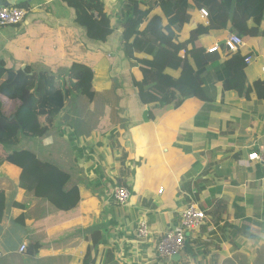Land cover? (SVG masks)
<instances>
[{"label": "crops", "instance_id": "crops-1", "mask_svg": "<svg viewBox=\"0 0 264 264\" xmlns=\"http://www.w3.org/2000/svg\"><path fill=\"white\" fill-rule=\"evenodd\" d=\"M0 2L26 10L18 26L0 27V61L11 67L12 58L24 53L15 69L34 67L60 77L62 86L75 77L68 72L73 64L89 67L95 91L91 101L72 93L44 136L24 138L19 145L69 175L66 188L79 190L76 208L56 211L18 186L19 168L0 165V264H83L86 252L92 264H264V166L243 163L264 143V100L254 92L244 98L224 91L218 81L212 61L229 58L205 49L221 44L226 30L212 31L201 43L203 53L190 57L204 81L206 100L188 99L177 109L166 106L162 116L154 111V119L145 121L147 106L141 105L134 85L142 75L123 50L121 29L116 39L94 43L75 22V9L61 0ZM199 18L184 26L179 43L188 39ZM73 53L81 61L58 71L57 60ZM242 53L255 57L245 70L247 84L263 81L264 37L255 49L247 42ZM20 104L10 102L6 115ZM121 123L129 135L124 136ZM128 139L145 145L137 166ZM120 185L130 193L124 207L109 198L110 187ZM190 204L204 211L203 225L187 234L178 260L160 258L156 244ZM140 220L147 221L151 233L144 244L133 236ZM96 232L99 244L94 246Z\"/></svg>", "mask_w": 264, "mask_h": 264}, {"label": "trees", "instance_id": "trees-1", "mask_svg": "<svg viewBox=\"0 0 264 264\" xmlns=\"http://www.w3.org/2000/svg\"><path fill=\"white\" fill-rule=\"evenodd\" d=\"M61 1L75 9V22L84 30L86 39L94 43L107 42L121 29L123 50L139 65L142 74V79L134 85L141 105L147 106L145 121L154 119V111L162 116L166 106L177 109L188 99L206 100L201 73L190 63V57L204 51L195 44L200 35L226 30L246 40L254 49L264 37V0H120L114 17L107 14L103 0ZM138 6L143 9L139 10ZM202 9L208 13L205 30L198 26L185 42L179 43L184 26ZM189 44L193 45L191 50H187ZM220 45L223 47V43ZM180 50L185 51L184 58L178 56ZM134 53L147 58H134ZM244 58L237 53L223 63L214 59L212 67L217 79L224 91H234L244 98L254 92L259 100H264V80L247 84ZM168 71H176L178 75L172 78ZM68 72L74 73L75 79H68L62 86L58 76L34 71L29 66L15 69L0 61L1 97L9 103L21 102L12 114L6 115L9 103L0 99V165L6 162L19 168L18 186L62 212L76 208L80 200L78 188H66L69 175L65 171L19 145L24 138L44 136L52 118L72 93L93 100L92 69L73 64ZM0 199H3L2 191ZM17 207L22 208L20 204ZM18 221H22V216ZM99 235V232L92 235L94 246L99 244L95 241ZM83 264H92L90 252L85 253Z\"/></svg>", "mask_w": 264, "mask_h": 264}, {"label": "built area", "instance_id": "built-area-1", "mask_svg": "<svg viewBox=\"0 0 264 264\" xmlns=\"http://www.w3.org/2000/svg\"><path fill=\"white\" fill-rule=\"evenodd\" d=\"M26 11L18 7L0 6V27L5 26H17L24 17ZM200 19L207 21L208 13L202 9L198 13ZM245 41L236 34L229 33L223 40V47L219 44H211L206 48V52L213 54L220 51L224 52L227 56L240 53L245 47ZM179 57H184V51H179ZM252 56L247 55L244 58V64L246 67L252 63ZM261 73L264 76V66L261 67ZM246 166L249 165H261L264 166V143L257 149L252 150L247 155V160L243 162ZM114 202L120 206H124L129 198V193L123 188H116L112 193ZM205 220L204 212L195 205L186 207L181 215L178 224L168 229L159 239L156 244L155 251L160 258L171 259L172 257L179 255L184 248L186 235L192 231L199 229ZM134 237L138 244L146 243L151 233L148 224L145 220L137 223L134 231ZM25 245L20 247V252L25 251Z\"/></svg>", "mask_w": 264, "mask_h": 264}, {"label": "rangeland", "instance_id": "rangeland-1", "mask_svg": "<svg viewBox=\"0 0 264 264\" xmlns=\"http://www.w3.org/2000/svg\"><path fill=\"white\" fill-rule=\"evenodd\" d=\"M104 2V1H103ZM105 2H108V5H106L105 3V5L107 6V14H110V15H114L113 14V12L115 11V9H119V6H120V4H119V2H120V0H118L117 1V4H115V0H105ZM105 6V7H106ZM69 7V6H68ZM71 8V7H70ZM138 9L139 10H142L143 9V7H140V6H138ZM115 13H116V11H115ZM155 13H158L157 11L156 12H153L152 14H155ZM151 14V15H152ZM29 17V16H28ZM198 19V18H197ZM200 19V18H199ZM193 22H194V20H192V22L190 23L191 24V26H192V24H193ZM114 23V22H113ZM190 24H188V25H190ZM206 21H204V20H202V19H200V20H198V22H197V24H195L194 26H195V28H197L198 26L200 27V28H203L202 30H205V28H206ZM144 27V25H142L141 26V28H143ZM81 28V27H80ZM188 27H185V29H184V32L186 33L187 31H188V29H187ZM193 30V29H192ZM191 32V31H190ZM213 36L214 35V33H212V31H209L207 34H202V35H200L199 36V38L197 39V41H196V45H200L201 46V43H202V41L203 42H205L206 40H208V38H206V36ZM117 34H113L111 37H110V39H116L117 38ZM263 39V38H262ZM216 44H218V43H216ZM191 46H193L192 44H191ZM109 49H113V46L112 45H110V47H109ZM244 50V49H243ZM243 52V51H242ZM254 54L252 53V57H254L253 56ZM25 56V54L24 53H21L20 54V57L19 56H14L12 59H13V61H14V64L15 65H17L18 64V62H20L19 61V59H21V58H23ZM259 60H262V58H260ZM59 63H60V65H59V67H58V71H62V70H65V69H63L65 66H69V64H71L72 62H74V61H81L76 55H75V53H73L71 56H70V59L67 57V58H65V59H62V60H57ZM15 65H11V67H13V68H16L15 67ZM57 66V65H56ZM32 70H34V71H37V69L36 68H34V67H30ZM66 69H68V68H66ZM108 72L110 73V70L108 69ZM122 75V74H121ZM142 75V74H141ZM72 79H75V77H73ZM0 99L4 102V103H9L7 100H5L4 98H2L1 97V95H0ZM117 110L118 111H120V112H122V108L121 107H119L118 106V108H117ZM117 111V112H118ZM9 112V111H8ZM122 124V123H121ZM125 128H126V125H124V124H122V133H124V136H127V135H129V132H127V131H125ZM128 141H129V145H128V153L129 154H131V155H133V163L137 166L141 161H140V156L142 155V153H143V149H144V146L145 145H140L139 147H138V145H137V143L133 140V139H128ZM115 142H119V141H115ZM136 148H137V151H136ZM146 160V158L144 159V160H142V162L143 161H145ZM113 189V187H110V189H109V192L111 191Z\"/></svg>", "mask_w": 264, "mask_h": 264}, {"label": "clouds", "instance_id": "clouds-1", "mask_svg": "<svg viewBox=\"0 0 264 264\" xmlns=\"http://www.w3.org/2000/svg\"><path fill=\"white\" fill-rule=\"evenodd\" d=\"M1 6H10V5H6V4H4V5H1ZM10 7H15V6H10ZM18 7V6H17ZM18 8H21V7H18ZM22 9H24V8H22ZM25 10V9H24ZM26 11V10H25ZM26 15V14H25ZM25 18V17H24ZM24 20V19H23ZM22 23V22H21ZM20 23V24H21ZM206 24H207V21H206ZM18 26V25H17ZM5 27H16V26H5ZM222 31H225V30H222ZM228 32V31H227ZM227 34H229V32L227 33ZM226 34V35H227ZM224 40V39H223ZM244 40V39H243ZM245 41V47L244 48H246V46H247V42H246V40H244ZM223 43V42H222ZM219 44V43H218ZM219 46L222 48V46L219 44ZM243 48V49H244ZM243 49L241 50V52L239 53V54H241V55H243V53H242V51H243ZM206 50V49H205ZM180 51H184V50H180ZM223 51V50H222ZM222 51H220V52H222ZM207 53V52H206ZM219 53V52H218ZM224 53V52H223ZM208 54H210V53H208ZM213 54H216V53H213ZM247 55H249V56H252V53H248V54H245V55H243V56H247ZM230 56H232V55H229V56H227V58H229ZM184 57H185V51H184ZM183 57V58H184ZM253 59L255 58V57H252ZM252 62H253V60H252ZM252 64V63H251ZM246 67V66H245ZM249 67V66H248ZM248 67H246V69L248 68ZM263 67V66H262ZM245 69V70H246ZM262 74V73H261ZM263 76V75H262ZM264 77V76H263ZM116 188H123L122 186H118V187H114L112 190H111V192H110V194H109V198H110V200H111V202L115 205V206H118V207H124V206H126V205H124V206H120V205H118V204H116L115 202H114V200H113V198H112V193H113V191H114V189H116ZM123 189H125V188H123ZM125 190H127V189H125ZM127 192L129 193V191L127 190ZM129 197H130V193H129ZM128 200H129V198H128ZM128 200H127V202H128ZM127 204V203H126ZM190 205H194V204H190ZM190 205H188V206H190ZM188 206H186V207H188ZM195 206H197V205H195ZM185 207V208H186ZM198 207V206H197ZM184 208V209H185ZM199 208V207H198ZM203 211V210H202ZM204 212V211H203ZM182 213V212H181ZM205 214V213H204ZM181 215V214H180ZM205 218H206V216H205ZM179 220H180V218H179ZM140 221H142V220H140ZM146 221V220H145ZM205 221V220H204ZM139 222V221H138ZM147 222V221H146ZM179 222V221H178ZM178 224V223H177ZM172 227V226H171ZM170 227V228H171ZM169 228V229H170ZM136 229V228H135ZM198 230V229H197ZM135 231V230H134ZM196 231V230H195ZM193 232V231H192ZM191 233V232H190ZM164 234V233H163ZM133 236H134V234H133ZM186 237H187V235H186ZM134 239H135V237H134ZM136 241V240H135ZM185 241H186V238H185ZM185 245V244H184ZM179 256V255H178ZM170 260H172V258L170 259Z\"/></svg>", "mask_w": 264, "mask_h": 264}, {"label": "water", "instance_id": "water-1", "mask_svg": "<svg viewBox=\"0 0 264 264\" xmlns=\"http://www.w3.org/2000/svg\"><path fill=\"white\" fill-rule=\"evenodd\" d=\"M0 5H3V3L0 2ZM178 258H179L178 255H176V256L172 257V261L178 260Z\"/></svg>", "mask_w": 264, "mask_h": 264}]
</instances>
